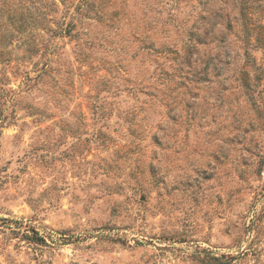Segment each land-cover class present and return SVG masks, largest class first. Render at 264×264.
Masks as SVG:
<instances>
[{"label":"rangeland","instance_id":"1","mask_svg":"<svg viewBox=\"0 0 264 264\" xmlns=\"http://www.w3.org/2000/svg\"><path fill=\"white\" fill-rule=\"evenodd\" d=\"M264 0H0V264H264Z\"/></svg>","mask_w":264,"mask_h":264},{"label":"trees","instance_id":"2","mask_svg":"<svg viewBox=\"0 0 264 264\" xmlns=\"http://www.w3.org/2000/svg\"><path fill=\"white\" fill-rule=\"evenodd\" d=\"M262 41H264V40H262Z\"/></svg>","mask_w":264,"mask_h":264}]
</instances>
